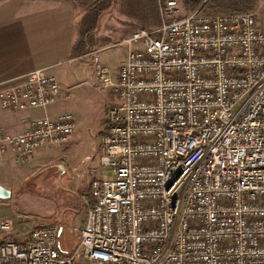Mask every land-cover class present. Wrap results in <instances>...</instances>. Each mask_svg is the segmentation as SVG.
Instances as JSON below:
<instances>
[{
  "label": "built area",
  "instance_id": "obj_1",
  "mask_svg": "<svg viewBox=\"0 0 264 264\" xmlns=\"http://www.w3.org/2000/svg\"><path fill=\"white\" fill-rule=\"evenodd\" d=\"M158 2L159 24L122 38L116 73L96 66L117 96L101 140L111 176L90 181L79 245L62 253L57 226L38 224L1 243L0 264H264V16ZM61 89L37 67L0 83V106L46 108ZM27 125H0V162L62 144L78 123L65 110Z\"/></svg>",
  "mask_w": 264,
  "mask_h": 264
},
{
  "label": "rangeland",
  "instance_id": "obj_2",
  "mask_svg": "<svg viewBox=\"0 0 264 264\" xmlns=\"http://www.w3.org/2000/svg\"><path fill=\"white\" fill-rule=\"evenodd\" d=\"M75 1L82 8V22L79 26L80 34L74 43L75 53L72 56H75V59H79V61L74 60L72 64L75 65H71L70 70L68 69V72H66V76L59 81L65 87L70 86V91L69 98L57 103L56 108L62 109L63 107L65 110L73 111L78 125L68 141L56 146L41 147L35 152L37 154L45 151L49 156L54 152L53 150H56L54 148L58 150L63 148L65 150L63 157L59 154V158L65 160L63 164L65 173L60 177L58 176L59 172L56 173V165L52 164L49 168L46 166V168H43V173L53 174L52 176L55 178L52 177L51 180L43 181L41 184L34 183L36 177L25 182L23 185L24 192L19 197V203H17L18 211L34 217L36 222L55 224L59 229L57 239L62 247L76 246L80 229L88 216V208L85 201H83L84 192L81 189L88 187L89 182L95 176H111L110 172L104 169L100 162L101 140L102 133L107 127L105 121L107 107L109 103L117 100V96H115L112 86L105 85L96 78V66L100 63L106 64L112 75H114L127 47V44L121 41L122 38L130 34L133 29L142 26L154 27L162 20L158 0H154L157 5V20L149 25L146 22H150L154 16L151 13L146 14L145 11L151 10L155 14L152 10L153 6H151L152 0ZM110 1L111 4L113 3L112 8L100 15L98 26L95 27L93 24L94 12L99 9L103 10L102 7L105 4H110ZM179 1L181 3L180 7L173 13L176 16L184 15V13L191 10L184 0ZM228 3L234 6L237 5V11H249L256 13L259 17L264 16V0H246L239 4L231 1ZM87 45H90V48H87ZM84 49H87V51L83 52ZM31 112L35 116L46 113L40 108L33 109ZM2 115L0 113V116ZM26 117H29V115L18 118L20 122H24L27 119ZM24 158L21 157L22 160ZM25 170H27V167L23 168V171ZM87 172L95 175L83 185L84 180H81L87 178ZM27 176L31 175L28 173ZM12 204H15V199H13ZM84 212L86 219L78 227V219ZM81 264L91 263L87 260H81Z\"/></svg>",
  "mask_w": 264,
  "mask_h": 264
},
{
  "label": "crops",
  "instance_id": "obj_3",
  "mask_svg": "<svg viewBox=\"0 0 264 264\" xmlns=\"http://www.w3.org/2000/svg\"><path fill=\"white\" fill-rule=\"evenodd\" d=\"M81 9L75 0H0V83L43 66L48 72L55 75L62 88L56 103L46 108H40L46 111L45 114L57 115V113L65 111L63 107L62 109L56 108V105L69 98L64 94L67 92L69 94L70 86L65 87L59 81L66 76L71 65H75L72 64L76 60V57L72 56V49H74L75 40L80 34ZM123 58L121 57V59ZM33 109L38 108L11 111L0 106V113L3 114L0 116V125L5 126L11 132H18L28 126L27 123L31 117L37 116L31 112ZM24 115H29V117H26L24 122H20L18 117ZM39 148L35 149L31 156L24 158V160L17 153L7 152L0 162V184L11 191V195L8 197H0V223L5 220L11 222L10 231L0 228V245L7 239L23 241L30 233L31 228L40 224L35 221L34 217L22 214L17 209L19 197L24 192V183L34 177L37 178L35 184L51 180L53 174L43 173V168L46 166L49 168L52 164L57 166L56 173L59 172L58 176L61 177L65 173V167L64 170L60 168L65 160L59 158V154L63 157L65 151L63 148L59 150L54 148L56 150H53L52 156H48L45 151L36 154L35 152ZM24 167H27V170L23 171ZM28 173L31 176L26 177ZM87 175V178L81 180H84L83 185L95 174L91 175L87 172ZM89 185L90 182L88 187L81 189L84 192L83 201H85L87 208L90 205ZM13 199H15V204H12ZM85 217L84 212L78 219V227L83 224ZM79 240L80 235L76 246L62 247L57 239L58 248L62 253H71L79 245Z\"/></svg>",
  "mask_w": 264,
  "mask_h": 264
},
{
  "label": "trees",
  "instance_id": "obj_4",
  "mask_svg": "<svg viewBox=\"0 0 264 264\" xmlns=\"http://www.w3.org/2000/svg\"><path fill=\"white\" fill-rule=\"evenodd\" d=\"M111 1L113 2L115 0H111ZM111 1L109 2L110 4H105V6L102 7L103 10L99 9V10H96V12H94L95 13V15H94L95 19H94V23L93 24H94L95 27L98 26V22L100 21V15L102 13L106 12V10L112 8L113 3L111 4ZM184 1L186 2V4H188V7L191 9L190 11L196 9L197 6H198L204 12H213V11L218 12V11H237L236 10L237 9V5L234 6V5H231L228 2H230V1L231 2H235V3L237 2V4H239V3H242L243 1H246V0H184ZM151 6H153L152 10L155 12V14H153L151 12V10L148 11V12L145 11L146 14L147 13H151V15L154 16V18L150 22H146V24H148V25L153 23V21H156L157 20V16H158L157 15V5L155 4L154 0L151 1ZM143 18L145 19L146 17H143ZM142 27L150 28L151 26H142ZM133 30H135V29H133ZM89 46L90 45H87V48H90ZM85 51H87V49H84L83 52H85ZM73 53H75L74 49L72 50V54ZM76 54H79V53H76Z\"/></svg>",
  "mask_w": 264,
  "mask_h": 264
},
{
  "label": "water",
  "instance_id": "obj_5",
  "mask_svg": "<svg viewBox=\"0 0 264 264\" xmlns=\"http://www.w3.org/2000/svg\"><path fill=\"white\" fill-rule=\"evenodd\" d=\"M60 167L62 168L61 170H64L63 164H61ZM9 195H11V191L9 189L7 190L5 186L0 184V197L4 198V197H8Z\"/></svg>",
  "mask_w": 264,
  "mask_h": 264
}]
</instances>
